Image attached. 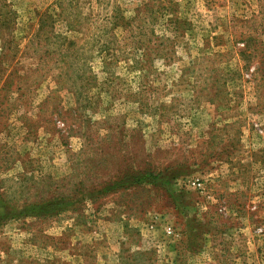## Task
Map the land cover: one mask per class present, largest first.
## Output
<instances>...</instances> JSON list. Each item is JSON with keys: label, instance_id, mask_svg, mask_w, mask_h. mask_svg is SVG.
<instances>
[{"label": "rangeland", "instance_id": "obj_1", "mask_svg": "<svg viewBox=\"0 0 264 264\" xmlns=\"http://www.w3.org/2000/svg\"><path fill=\"white\" fill-rule=\"evenodd\" d=\"M0 264H264V0H0Z\"/></svg>", "mask_w": 264, "mask_h": 264}, {"label": "built area", "instance_id": "obj_2", "mask_svg": "<svg viewBox=\"0 0 264 264\" xmlns=\"http://www.w3.org/2000/svg\"><path fill=\"white\" fill-rule=\"evenodd\" d=\"M191 185L198 188V187H200V182L196 179V180H194V181L191 182ZM167 231L169 232L170 229H168Z\"/></svg>", "mask_w": 264, "mask_h": 264}, {"label": "trees", "instance_id": "obj_3", "mask_svg": "<svg viewBox=\"0 0 264 264\" xmlns=\"http://www.w3.org/2000/svg\"><path fill=\"white\" fill-rule=\"evenodd\" d=\"M43 22V21H42ZM43 23H46V21H44Z\"/></svg>", "mask_w": 264, "mask_h": 264}, {"label": "crops", "instance_id": "obj_4", "mask_svg": "<svg viewBox=\"0 0 264 264\" xmlns=\"http://www.w3.org/2000/svg\"><path fill=\"white\" fill-rule=\"evenodd\" d=\"M240 160V159H239Z\"/></svg>", "mask_w": 264, "mask_h": 264}]
</instances>
